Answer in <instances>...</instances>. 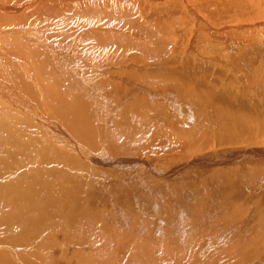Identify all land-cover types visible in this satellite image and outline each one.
<instances>
[{"label": "bare ground", "instance_id": "1", "mask_svg": "<svg viewBox=\"0 0 264 264\" xmlns=\"http://www.w3.org/2000/svg\"><path fill=\"white\" fill-rule=\"evenodd\" d=\"M236 2L242 4L243 7H236ZM83 9L87 23L94 29H121L123 32L122 35L117 33L114 34L115 36L113 34L86 33L89 36L84 35L76 49L80 56L78 64L85 67L90 66L91 71L94 72L91 75H100L99 77L106 76L104 70L108 68L107 65L111 64L135 66L145 74H135L126 70L127 73L123 72L120 77L126 86L113 83L102 84L104 89L115 93L116 112L112 117H109L105 110L93 106L94 102L86 97L74 76H70L69 71L65 69V67L74 69L67 58L64 62L56 61L58 66H54V71H52L49 67V63L53 61L52 57L47 58L46 53L42 51L28 49L27 38L33 35H27L25 32L23 34L20 31L11 32L16 37L15 46L19 51V58L8 65L0 62V89L2 88L0 98L8 107L12 120L13 117L15 118L13 121L18 127V131L15 126L7 127L0 123V150L3 149L0 154H4L3 158L9 162L18 156L19 161L15 169L19 171H21L22 165H29V163L34 164L33 168L35 166L37 170L33 175L24 179L20 176L19 180L23 179L22 184L16 188V185H4L5 187L0 190V201L2 198H6L5 204L17 208L22 206L23 192L28 190L27 197L30 200L28 208L32 210V208L40 206L46 209L41 217L34 216L32 213L25 214L24 232H22L24 235L20 243L27 244L31 230L53 215L56 220L60 219L66 230L74 231L68 233L75 238L73 244H75L76 250L81 251L82 245L85 246L89 241L92 242L91 249L93 246L104 249L101 252H93L98 256L97 259H90L93 262H89V264H113L116 257L117 264H237L246 262L249 257L255 259L251 261L253 264L258 262L264 264V230L256 235L255 242L250 243L252 252L251 249H243V252L234 247L239 243V240L234 241V239L243 230L234 236L233 233L225 234L223 229L221 235L226 238V241L223 242L224 245L214 249L216 253L208 251L204 252L205 255L201 252L202 232H195L196 234L193 236L190 234L191 231H187L190 233L185 236L183 233L186 232H172V228L162 232L143 229L142 231L138 230L139 233H136L135 236L127 238L125 235L121 237L117 233L112 234L106 230H92L85 224L88 219L94 216L83 215L77 210L79 208L77 195L80 193L77 187L84 181L79 178L71 179V182L60 181L57 179L55 169L49 173L48 170L44 172L38 168V162L54 160V157L48 153L40 152L38 148L48 150V147L52 145L79 155L82 159L92 164L94 162L96 165L105 160L95 157V155H101L103 151L111 150L112 153L119 152L120 155L129 156V153L126 155L127 151H121L120 147L124 146H128V152L133 156L143 154L148 156L151 153L158 157L160 155L162 161L169 164L176 160L182 161L183 154L203 153V151L213 147L215 149L219 145H234L242 142L247 143L250 147L263 142L264 134L251 127L252 122L248 121L247 116H242L243 114L239 116V111L231 114L223 108V104L222 106L218 105L216 101L205 104L202 100L204 97L212 99L214 95L217 97L221 94L224 97L228 93L231 96L237 95V97L243 98L246 94L245 90L251 91V96L260 93L256 91L260 90L259 85H264V62L259 67L256 66V60L264 57V0H94ZM0 11L19 14L23 10L12 11L11 8H3ZM3 17L9 19L0 12V19ZM19 18L18 20L21 21ZM7 19H5V23L8 22ZM0 25H3L1 20ZM126 32H132V35L140 32V36L142 34L145 40L143 43L133 42L130 38L125 37ZM199 37L201 38L199 39ZM194 40H202L206 54H199L198 57L197 54H194L197 48L193 43ZM191 51L194 52L193 55L190 53ZM24 56L25 58L22 59ZM162 68H165L166 71L164 72ZM18 69L22 71V79L18 75L19 72L16 73ZM73 72L76 71L73 70ZM119 73L114 74L120 75L121 73ZM240 93L241 95H239ZM173 94H175V98ZM157 97L163 99L162 102L167 105L164 103V106L163 103L155 100ZM192 105L197 108L195 113L198 114L199 121L196 119V125L189 127L188 130L179 128V124H175L179 121L177 118L182 117L185 120H190V116L193 114L191 109H195ZM206 110L213 111L212 114L209 113L212 118L211 123L214 126L217 125L218 128L211 135V131H207L208 127L203 124L204 118L207 117ZM163 117L165 119H162ZM152 120L155 122L152 123ZM114 121L122 128L118 135L117 132L105 130L106 125ZM38 124L45 126V132L48 131V133L39 131L36 127ZM33 127L36 129L37 137H30L32 140H29L24 133L32 135ZM235 130L239 132L236 134ZM224 131L225 135H229V137L217 140L215 135L218 136ZM125 135L135 137L137 141H144V148L132 151L133 144L125 143L127 139H131ZM182 137H185L186 141L181 144ZM125 149L127 148L125 147ZM261 150L264 155V149ZM256 152V149L233 153L218 152V156L216 154L208 156L206 159L204 158V161L209 163L208 165H214L223 162L235 163L250 158L254 164L264 166V157ZM166 153L171 154L166 155ZM29 157L32 159L28 163ZM208 159H212V161L209 162ZM202 160L198 159L186 163L187 165L183 164L172 171L175 173L179 168H184L182 169L184 171L188 166L202 165ZM88 169L90 168L85 167L86 173ZM181 174L183 172L178 175ZM70 178L67 177V179ZM4 190L11 194L9 200L6 195L1 193ZM41 192L47 196L42 205L36 202ZM6 210L12 209L6 207ZM28 215L30 218L26 219ZM91 215L93 214L91 213ZM196 225L193 224L197 227ZM76 226H79L77 233L74 229ZM82 226L86 231H79ZM193 226L192 230H194ZM190 235L193 237V243L187 239ZM216 237H219L218 233H216ZM204 238L206 237L204 236ZM30 239L33 238L30 237ZM12 241L15 242V238L10 243ZM76 241L81 242L77 243ZM174 243L175 248H172L171 244ZM218 243H216L217 246H219ZM229 243H231L230 246H228ZM208 244L213 246L212 242ZM123 254L127 256L125 260L122 259L124 263L120 260ZM25 257L27 259L28 255L26 254ZM50 258L52 260V257ZM26 259L22 258V261L24 262ZM83 259L85 260H82L81 264L87 260ZM44 261L47 260L44 258ZM33 262L37 264V261ZM251 262L249 264H252ZM28 264H32L31 261Z\"/></svg>", "mask_w": 264, "mask_h": 264}, {"label": "rangeland", "instance_id": "2", "mask_svg": "<svg viewBox=\"0 0 264 264\" xmlns=\"http://www.w3.org/2000/svg\"><path fill=\"white\" fill-rule=\"evenodd\" d=\"M93 1L0 0V10H2L3 8H11L12 11L23 10L19 14H16L17 12L6 13L0 11L2 14H4V16L9 18L7 19L3 17V19H0L3 24L0 25V62L8 65L19 58V51L15 46L16 37L11 32L20 31L23 34L24 32L27 35L31 34L33 36L28 37V41L26 40L27 42H29L27 44L28 49L39 50L46 53L45 55L47 58L52 57L53 61L49 63L51 65H49V67L52 71H54V66H58L56 61L64 62L65 58H67L74 69L71 70L70 67H65V69L69 71L70 76H74L78 84L81 86L82 91L86 95V97L94 102V107L102 108L103 110H105L109 117H112L116 112L114 105L115 93H111V91H109L108 89H104L102 87V84L113 83L118 85H125V83H122V81L120 80L123 72L127 73V71H131L132 73L141 75H144L145 73L140 72L135 66H130L128 64H125L124 66L111 64L107 65L108 68L104 70L106 76L99 77L100 75H91L93 71H91L92 69L90 68V66L85 67L78 64L80 56H78L76 49L78 43L81 42L82 37L84 35L89 36L86 33H100L105 35L113 34V36H115L114 34L119 33L118 35H120L121 33L122 35L123 32L121 31V29H117V31L116 29L111 30L108 28H101V30L94 29L92 25L89 26L83 8ZM28 7H31L32 9ZM236 7H243V5L236 2ZM22 15L24 16L21 18L18 17ZM17 17L21 19V21L18 20ZM5 19H7V23H5ZM31 30L33 31V33ZM126 33L127 34L125 35V37L130 38L133 42L143 43L145 40L142 34L140 36V32L136 33L137 35H132V32ZM200 38L201 37H199V39ZM193 43L197 48L195 53L193 51L190 52L192 53V55L194 53L195 55L197 54L196 56L198 57L199 54L201 55L202 53H207L203 47L204 45L202 44V40H194ZM199 43L201 44L200 46ZM201 47L203 48V50ZM197 49L200 50L198 51ZM25 56L22 57V59L25 58ZM62 56L64 57V59H62ZM263 62L264 57L258 58L256 60V66L260 67ZM203 67H205V65ZM73 70L76 72L74 73ZM162 70L164 72L166 71L165 68H162ZM16 73L22 79V71L18 69V71L16 70ZM112 73H119L120 75H113ZM198 87L201 88V86L199 85ZM258 87L260 90H257L256 92L260 93H255L256 95L251 96V91L248 92V90L246 91L244 89L246 94L243 98L240 96L237 97V95L231 96L228 93L227 96H224L225 98L221 94L217 97L214 95L212 99L204 97L202 101L205 104H209L213 101H216V103L221 106L223 104V108L229 111L231 114L237 113V111H239V116H241L242 114V116H247L248 121L252 122L251 127L256 128L255 130L260 131L262 132V134H264V85H259ZM1 90L2 88L0 89V91ZM239 95H241V93ZM173 97L175 98V94H173ZM251 98L253 99V101ZM155 100H158L161 104L163 103L162 105L164 106L165 104L167 105V103L162 102L164 100L160 97H157ZM175 101L178 102L177 99H175ZM257 106L258 108H260L261 106L262 109H256ZM192 107H194L195 109H191L193 114H191L190 120H185L182 117L177 118L179 119V121L175 124H179V128L188 130L189 127H194L196 125V119H198L199 121V116L197 113H195V110L197 108L194 105H192ZM227 107L231 108L226 109ZM0 111V123L3 126L14 127L15 122L13 120L15 118L13 117L12 120V115L9 113L8 107L4 104L1 98ZM182 111L184 112L186 110ZM212 112V110H206L207 117H205L203 120V124H205L206 127L211 128L208 129L205 127L207 131H211L210 135L218 130L217 125L214 126L211 123L212 118L210 117V115L212 114ZM162 119L165 118L163 117ZM151 122L154 123L155 120H152ZM59 124L62 125L61 122H59ZM36 127L41 132L46 131L45 126L38 124L36 125ZM15 129L16 131H18L17 126H15ZM121 129V126L116 124V121L108 123L105 128V130H108L109 132H117V135L120 134ZM27 131H29V128H27ZM32 132V135L27 132L24 133L27 136V139L32 140V138L30 139V137H37V135L35 134V128ZM237 132L239 131L235 130L236 134ZM46 133H48V131L45 132V134ZM225 134L226 133L224 131V133L218 136L215 135V137L217 138V140L219 138L222 140L229 137V135ZM255 136L257 137V135ZM125 137L131 139H127L125 143L133 144L132 151L144 148V141H137L135 137H129L126 135ZM182 138L180 141L181 144L182 142L186 141L185 137ZM231 138L233 137L231 136ZM206 140H209V138H206ZM255 145L248 147L247 143L244 144L242 142L235 143L234 145H219L215 149L213 147L210 150H206L205 152L203 151V153L201 152L198 154H183L182 158L184 159L182 161L176 160L173 161L174 163L171 162L169 164L162 161L160 155L158 157L157 155L150 153L148 154V156L145 154L141 156H133V154H130V152H128V146H124L120 147V149L121 151H127L126 155L129 153V156L120 155L121 153L119 152L112 153L111 150L103 151L101 155H95V157L97 156L100 160L105 159L101 164L98 165H96V163L94 162L92 164L82 159L79 155L66 152L60 149L57 145H52L48 147V150H42L38 148L40 152L48 153L52 157H54V160H43V163L38 162V168H40V170H43L44 172L48 170L47 172L49 173L55 169V172L57 173V179H59L60 181L65 180L67 182H71V179L74 178H79L84 181L83 184L79 183V186L77 187V190H79L80 192L77 195V203L79 205V208L77 210L83 215L94 216L93 218L88 219V222L85 224L86 227L91 228L92 230H106L109 233L111 232L112 234L117 233L121 237L122 235H125L127 238L130 236H135L136 233H139L138 230L142 231L143 229H148L151 232H153L154 230L162 232L165 229L169 230V228H172V232L179 233H187V231H191V233H183V235L185 234V236H188L189 233L193 234L194 236V234L202 232L203 238L201 241L203 243L201 252L203 254L204 252L206 253L208 251H210L211 253H216L214 249L220 248V246L222 247L224 245L223 242L226 241V238H223V235H221L223 229L226 232L225 234L233 233L234 236H237L240 231L243 230L234 239V241L239 240V243L235 244L234 247L237 250L241 249V251H243V249H251L252 252L250 243L255 242L256 235L260 233V231L264 230V166L254 164L250 158L245 161H237L235 163L223 162L219 164L215 163L214 165H208L209 163H205L204 158L206 159V157L208 156H214L215 154L217 155L218 152H245L248 149H256V153H259L264 157L262 153L263 150H261L264 149V140L263 142ZM125 147L127 149H125ZM218 147L219 149H217ZM2 150L3 149H1L0 151ZM169 154L171 153H166V155ZM161 155L164 156V154L162 153ZM3 156L4 154L1 153L0 190L2 189V187L12 185H16V188L18 185L22 184V180L24 178L29 175H33L37 170V168L35 169V166L33 168L34 164L29 163V160L32 159L31 157H29L27 160L29 165H22V168L20 169L21 171H19L15 169L19 161L18 156H16V159L13 158L14 160H10L11 163L9 162V160H5ZM198 159H203L201 161L202 165L188 166V168H186L184 171L182 170L184 168H179L175 173L172 171L174 168H177L183 164L187 165L188 163H191L194 160L196 161ZM33 160L35 161V159ZM208 161L210 162L212 161V159H208ZM50 165L53 167L51 168ZM85 167L90 168L88 169L89 173L85 172ZM28 168L32 169L28 170ZM79 172L80 174H78ZM181 172H183V174L178 175ZM218 172L221 174H219ZM20 176L21 178H23L22 180H19ZM67 177L71 178L67 179ZM48 183L50 184V181ZM48 183L47 185L48 187H50ZM1 193L6 195L8 200L9 198H11V194L8 191L4 190ZM28 194V190L23 192L24 202L22 203V206H19L17 208L9 207L7 204H5L7 202L6 198H2L0 201V264H28L29 261H31L32 264H36V262L33 261H37V264L38 261L39 264H43V262L44 264H81V261L85 260L83 258H86L87 260L82 263L89 264V262H93L90 259H97L98 256L97 253L93 254V252L104 251L103 248L100 249V247L98 246H93V248L91 249V241L87 243L89 246L87 244L85 246L82 245L81 251L76 250L75 244H73L75 238L72 237L73 235L68 233L74 231L66 230L64 225L62 226V222H60V219L58 218L56 220L53 215L49 216L50 218L45 221L46 223L43 222L41 224H37V229L34 227L31 230L29 235L33 239H30V237H28L27 244L20 243L24 235V233L22 232H24L23 223L25 221V214L32 213L34 216L41 217L46 210L44 207L40 206L34 207L32 208V210L29 209L28 207L30 206V200L27 197ZM46 197L47 196L41 192L39 193L36 202L42 205ZM6 207L12 210H6ZM21 209L27 212H24ZM91 213L93 215H91ZM28 218H30V215L26 217V219ZM52 218L54 219L51 221ZM124 218L126 219L124 220ZM194 223L197 224V227L193 226ZM192 226L194 230H192ZM78 227L79 226H76V228L74 227V229L76 230L75 233L78 232ZM79 231L83 232L86 231V229L84 226H82L80 227ZM216 233H218L219 237H216ZM204 236L206 238H204ZM250 236L253 238H251ZM14 238L15 242L12 241L10 243V241ZM187 239L189 240V242L193 243L192 235H190V237ZM240 239H243V241H240ZM76 242L78 243L81 241ZM211 242V245L213 246H210L208 244ZM216 243H218L219 246H217ZM48 245L49 247L47 248ZM230 245L231 243L228 244V246ZM171 247L175 248V243L171 244ZM32 250L33 252H31ZM24 254L28 255L27 259ZM31 255H33V257H31ZM244 255L246 254L244 253ZM50 257H52V260ZM22 258H25L26 260L23 262ZM34 258H36L37 260ZM44 258L47 261H44ZM126 258L127 256L123 254L120 257L121 262L124 263V260ZM122 259L124 260L122 261ZM254 260V258L249 257L246 261L247 263L238 262L237 264H249V262ZM117 261V257L114 258L113 264H117ZM251 263L253 264V262ZM257 264H261V262H258Z\"/></svg>", "mask_w": 264, "mask_h": 264}]
</instances>
